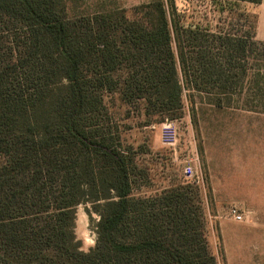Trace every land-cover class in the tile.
<instances>
[{
    "label": "trees",
    "instance_id": "obj_1",
    "mask_svg": "<svg viewBox=\"0 0 264 264\" xmlns=\"http://www.w3.org/2000/svg\"><path fill=\"white\" fill-rule=\"evenodd\" d=\"M77 9L0 0V264H217L194 188L133 195L135 168L104 96L166 120L180 118L183 91L264 114V43L178 21L175 53L161 2L134 8L140 18ZM85 204L99 217L88 252L75 233Z\"/></svg>",
    "mask_w": 264,
    "mask_h": 264
},
{
    "label": "rangeland",
    "instance_id": "obj_2",
    "mask_svg": "<svg viewBox=\"0 0 264 264\" xmlns=\"http://www.w3.org/2000/svg\"><path fill=\"white\" fill-rule=\"evenodd\" d=\"M74 1L78 9L72 14L127 10L135 18L141 14L134 8L163 3L175 53V32H181L177 30L178 21L203 32L247 36L264 43V7L246 2L198 0L190 5L185 0ZM256 64L249 61L250 66ZM256 72L249 70L248 77L253 78ZM188 95L193 97L189 99ZM197 96L183 91L180 118L166 120L146 116L141 101L126 103L118 93L105 94L109 115L135 168L132 193L147 198L179 186L194 188L201 202L205 237L217 264H264V114L217 108ZM188 161H192L197 179L184 175ZM233 212L243 214V222H236ZM98 219L90 204L76 210L75 233L84 252L94 247Z\"/></svg>",
    "mask_w": 264,
    "mask_h": 264
},
{
    "label": "built area",
    "instance_id": "obj_3",
    "mask_svg": "<svg viewBox=\"0 0 264 264\" xmlns=\"http://www.w3.org/2000/svg\"><path fill=\"white\" fill-rule=\"evenodd\" d=\"M185 1H186V3H188L190 5H196L198 3V0H185ZM183 173L187 178H189L191 180L196 177V175L194 173L192 161H188L185 163V166L183 168ZM196 179H197V177H196ZM233 213L236 214V212H233ZM234 220L238 223L243 222V214L234 215Z\"/></svg>",
    "mask_w": 264,
    "mask_h": 264
},
{
    "label": "crops",
    "instance_id": "obj_4",
    "mask_svg": "<svg viewBox=\"0 0 264 264\" xmlns=\"http://www.w3.org/2000/svg\"><path fill=\"white\" fill-rule=\"evenodd\" d=\"M253 5H255V4H253ZM256 6H258V7H264V0H261V3L260 4H258V5H256Z\"/></svg>",
    "mask_w": 264,
    "mask_h": 264
},
{
    "label": "bare ground",
    "instance_id": "obj_5",
    "mask_svg": "<svg viewBox=\"0 0 264 264\" xmlns=\"http://www.w3.org/2000/svg\"><path fill=\"white\" fill-rule=\"evenodd\" d=\"M78 224V223H77Z\"/></svg>",
    "mask_w": 264,
    "mask_h": 264
}]
</instances>
